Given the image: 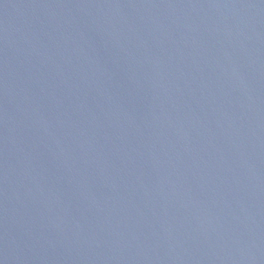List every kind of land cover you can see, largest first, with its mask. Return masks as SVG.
<instances>
[{"label":"water","instance_id":"water-1","mask_svg":"<svg viewBox=\"0 0 264 264\" xmlns=\"http://www.w3.org/2000/svg\"><path fill=\"white\" fill-rule=\"evenodd\" d=\"M0 264H264V0H0Z\"/></svg>","mask_w":264,"mask_h":264}]
</instances>
